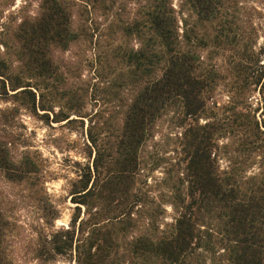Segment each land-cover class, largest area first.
I'll return each instance as SVG.
<instances>
[{
  "label": "rangeland",
  "instance_id": "obj_1",
  "mask_svg": "<svg viewBox=\"0 0 264 264\" xmlns=\"http://www.w3.org/2000/svg\"><path fill=\"white\" fill-rule=\"evenodd\" d=\"M148 1L0 0V72L13 82L7 80L8 95L0 96V264H77L75 248L88 235L87 221L106 210L104 201L81 204V182L91 172L89 189L97 173L100 183L110 176L116 131L131 99V66L121 57L140 43L121 28L141 18ZM171 3L184 47H195L201 68L219 79L202 119L185 120L181 108H170L139 152L134 194L162 214V225L175 218L169 197L185 194L173 187L184 179L189 125L226 120L230 128L214 139L212 159L221 172L233 168L250 177L260 173L261 159L243 152L241 126L251 118L264 124V0H229L212 24L198 22L183 0ZM57 4L59 13L49 21ZM48 23L44 37L37 30ZM28 40L31 52L44 55L31 65L25 60ZM43 61L50 63L49 73ZM17 80L31 86L35 104L21 93L25 88L11 89ZM25 164L30 174L22 172ZM75 190L80 204L73 202ZM132 213V227L120 226L115 264L138 262L127 245L148 229L147 212L135 206ZM68 230L74 231V248L54 254L53 237Z\"/></svg>",
  "mask_w": 264,
  "mask_h": 264
},
{
  "label": "trees",
  "instance_id": "obj_2",
  "mask_svg": "<svg viewBox=\"0 0 264 264\" xmlns=\"http://www.w3.org/2000/svg\"><path fill=\"white\" fill-rule=\"evenodd\" d=\"M183 1L198 22L212 24L221 17L229 0ZM58 7L53 5L50 16L46 15L49 21L59 13ZM142 9L141 18L136 17L121 28L128 37L134 35L140 47L121 57L131 66L133 85L129 105L116 131L113 171L101 183L97 173L89 189L91 172L87 181L81 182V192H85L81 204L104 201L107 214L98 212L87 221L88 235L75 248L77 264H115L121 250L120 226L132 227L135 206L147 212L148 229L127 245V252L138 261L134 264H264V124L260 126L255 118L241 126V143L247 156L257 154L261 159L259 174L242 177L233 168L221 172L215 164L212 143L224 138L222 132L230 128L226 120L204 126L189 125L184 135V179L179 180L178 188L173 187L178 191L185 189V194L170 196L167 201L175 211L173 222L162 225V214L148 209L145 201L134 194L140 170L139 152L155 122L175 107L181 108L185 120L202 119L206 96L219 79L214 70L201 68L202 62L193 51L195 47H184L171 0H149ZM51 26L45 24L37 31L46 37ZM36 34L32 32V36ZM31 43L27 41L25 50L28 65L44 57L31 52ZM41 65L46 73L50 72L49 62L43 61ZM0 74L3 77L0 96L8 95L7 82L11 78L6 72ZM17 81L11 89L25 88L21 93L35 104L31 86ZM22 172L31 173L28 164ZM103 189L107 196H102ZM79 193L77 190L72 193L75 204H80ZM74 231L53 237L54 254L74 248Z\"/></svg>",
  "mask_w": 264,
  "mask_h": 264
}]
</instances>
